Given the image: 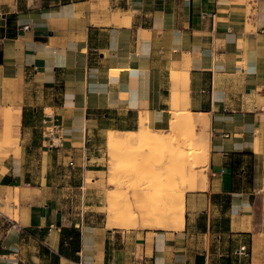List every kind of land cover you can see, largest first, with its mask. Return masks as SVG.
I'll list each match as a JSON object with an SVG mask.
<instances>
[{
	"label": "crops",
	"instance_id": "1",
	"mask_svg": "<svg viewBox=\"0 0 264 264\" xmlns=\"http://www.w3.org/2000/svg\"><path fill=\"white\" fill-rule=\"evenodd\" d=\"M0 50V264H264V0H0ZM179 112L182 227L109 224L100 146Z\"/></svg>",
	"mask_w": 264,
	"mask_h": 264
},
{
	"label": "rangeland",
	"instance_id": "2",
	"mask_svg": "<svg viewBox=\"0 0 264 264\" xmlns=\"http://www.w3.org/2000/svg\"><path fill=\"white\" fill-rule=\"evenodd\" d=\"M186 125L187 123L181 124L178 135L173 137L170 127L164 132L157 131L162 138L167 135L172 141L164 139L161 143L149 144V148H146L147 145L140 140L123 141V137L113 143L108 141L107 151L104 146H100L101 153H103L102 158L92 161L94 167L102 171L99 175L87 173L84 178L82 177L78 191H88L95 179L99 178L97 187H92L99 191L93 200L98 203L101 200L104 210L108 213L111 205H115L116 201L127 202L126 199H128L130 200L129 207L135 204L136 212L133 215L125 212L121 215L122 221L125 224L132 221L129 225L144 224L145 212L149 214L158 201L166 202L173 195L171 192H175V186H184L188 190V188H193L195 180L199 182L202 177L207 176L206 163L198 152L190 151L183 160L181 159V162L178 161L181 156L182 143L186 141L190 148H194L191 146L192 134L187 130ZM177 143L180 144L179 147ZM104 152H107L105 159ZM98 162L99 165H96ZM109 194L114 195L110 197ZM88 203L87 198L86 204ZM149 222L157 224L154 220H149Z\"/></svg>",
	"mask_w": 264,
	"mask_h": 264
},
{
	"label": "bare ground",
	"instance_id": "3",
	"mask_svg": "<svg viewBox=\"0 0 264 264\" xmlns=\"http://www.w3.org/2000/svg\"><path fill=\"white\" fill-rule=\"evenodd\" d=\"M185 123H186V118H185L184 113L179 112L175 114L173 120L171 121V127H170V130H171L170 133L172 137L178 133V129L180 125L185 124ZM120 135L121 133L110 132L108 135L109 143H113L114 141H117L118 139L119 140L122 139ZM123 136H124L123 141L140 140V142H143L144 144L147 145L146 148H149V144H156L159 142L161 143L164 139H170V137L167 135L166 137L162 138L161 137L162 135L160 133H158L154 129L152 130L149 128L147 129L142 128L139 131L125 132L123 133ZM177 145L179 147L180 144L177 143ZM181 146H182L181 156H180V159L178 160L180 162L183 160V158H185L188 152L192 151V149L189 146V143L186 141L182 143ZM181 164L183 166L184 161ZM174 189H175V192L174 191L171 192V194L173 195L170 196V198L166 202H164L163 200H162L163 202L158 201L155 204V208L152 211H150L149 214L148 212H145V222L146 223L144 222V224L150 225L151 223L149 222V220H154L157 224H151V226H154V225L156 227L170 226L174 228L182 227L183 221H184V214H185V188L184 186H181V187L175 186ZM109 195L111 197V195H114V194H109ZM126 200L127 202H125L124 200H121V201H116L115 205L113 204L111 205V208L109 209V224L111 225L116 224V225L121 226L125 224L121 218L122 214H124L125 212L127 213L129 212L131 213V215H133L136 212L135 204L129 207L130 200L128 199Z\"/></svg>",
	"mask_w": 264,
	"mask_h": 264
},
{
	"label": "built area",
	"instance_id": "4",
	"mask_svg": "<svg viewBox=\"0 0 264 264\" xmlns=\"http://www.w3.org/2000/svg\"><path fill=\"white\" fill-rule=\"evenodd\" d=\"M55 144V140L54 139H51L50 140V146H53ZM70 166L73 167L74 166V163L71 161L70 162ZM237 252L241 255H244V256H248L249 255V251H248V247L246 244H243L240 246L239 250H237Z\"/></svg>",
	"mask_w": 264,
	"mask_h": 264
},
{
	"label": "trees",
	"instance_id": "5",
	"mask_svg": "<svg viewBox=\"0 0 264 264\" xmlns=\"http://www.w3.org/2000/svg\"><path fill=\"white\" fill-rule=\"evenodd\" d=\"M2 62H3V52L2 50H0V63ZM77 240H76V249H79V242L77 243Z\"/></svg>",
	"mask_w": 264,
	"mask_h": 264
}]
</instances>
